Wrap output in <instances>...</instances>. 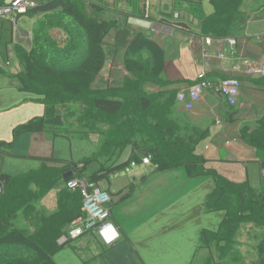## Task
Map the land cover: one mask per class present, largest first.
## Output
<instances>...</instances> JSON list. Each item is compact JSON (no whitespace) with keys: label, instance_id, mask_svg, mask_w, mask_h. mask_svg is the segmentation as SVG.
<instances>
[{"label":"crops","instance_id":"0c3cea01","mask_svg":"<svg viewBox=\"0 0 264 264\" xmlns=\"http://www.w3.org/2000/svg\"><path fill=\"white\" fill-rule=\"evenodd\" d=\"M11 1L2 0L1 5ZM178 1L182 5L176 6ZM201 2L207 22L214 9L209 0ZM100 3L116 14L101 12L98 17L112 21L116 28L104 40L105 62L90 90H105L108 100L130 103L129 112H134V101L143 98L148 103L144 114L156 115L146 125L156 126L158 133L164 132L162 121L167 119L163 116L167 110L162 101L169 97L174 110L171 144H189L196 136L193 153L206 161L205 171L215 173L228 186L248 184L251 192H259L264 179V77L248 76L246 70L253 61L264 66V0H237L238 15L226 27L207 23L206 31L220 37L203 34L199 22L183 12L188 6L182 0ZM126 14H143L144 19L128 18ZM162 17L169 22L185 17L191 23L193 35L178 32L170 23H163ZM38 20L24 15L15 24L0 20V131L4 134L0 135V142L13 143L14 130L44 113V103L38 95L21 91L22 68L17 56V51H31ZM138 33L156 42L164 52L162 72L152 80H146L143 71H127L124 65L128 43ZM206 38L212 39L210 46L205 44ZM229 39L235 41L234 47L227 45ZM203 53H207V60ZM132 60L150 69L145 53ZM202 74L209 82L238 79L241 88L237 105L229 107L223 98L205 91L192 109L186 110L184 105L190 102L188 91ZM179 94L184 96L183 103L177 101ZM16 119L18 123L14 122ZM94 127L91 130L86 125L79 132L69 127L72 133L56 137L23 135L26 156L16 151L19 139L14 141L6 151L9 154H0V174L23 178L45 171L52 177L44 185H55L45 195L59 201L62 191L73 192L66 188L67 181L75 179L66 163L81 167V163L91 162L85 172L87 177L99 166L125 162L131 153L129 147L117 148L118 141L111 131L106 136L107 128ZM176 152L182 156L183 150L174 148L172 153ZM183 154L185 159L188 154ZM143 159L98 183L112 198L109 223L118 234L116 243L106 246L97 234L83 235L53 256L55 264H246L249 257H254L251 264H264V246L259 253L264 232L247 234L244 227L254 224L245 221L238 224L237 232L230 233L223 226L225 211L221 207H227L228 202L215 201L217 191L211 177L202 173L189 177L182 167L159 171L149 159L148 164ZM124 188H129L131 195L118 201L121 195L116 194ZM72 225L73 222L65 225L63 231L69 233ZM251 244L253 247L248 249ZM215 257L218 262L212 259Z\"/></svg>","mask_w":264,"mask_h":264},{"label":"trees","instance_id":"16d2710c","mask_svg":"<svg viewBox=\"0 0 264 264\" xmlns=\"http://www.w3.org/2000/svg\"><path fill=\"white\" fill-rule=\"evenodd\" d=\"M98 1L101 0H37L36 6L24 14L29 19L36 17L39 20L32 35L31 51L29 53L17 51L22 68V75L19 77L21 91L38 95L44 103V113L41 117L32 118L14 130L13 143L23 135L51 134L56 137L72 133L71 128L69 129L68 125L64 124L56 103L62 101L63 97L70 101H77L87 91L96 93L97 97L92 102L93 109L100 112L101 115L111 117V119L115 118L112 128L115 129L116 125L118 126L116 128L118 140L122 142V148L129 147L131 153L125 162L118 165L99 166L97 171L87 177L85 172L91 162L81 163V167H78L77 164L66 163L73 171L72 178L81 177L99 183L107 180L110 175L129 169L132 164H140L143 158H147L150 164L159 171L182 167L189 177L201 173L211 177L217 191L215 201L220 203L223 201L222 199H226L228 202L227 207L221 208L225 211L223 226L230 233L234 232L238 224L243 221L264 227V179L261 181L260 190L257 193L251 192L248 184L228 186L215 173L205 171L203 166L206 161L194 155L192 147L196 142V136L193 135L189 144H183L180 141L173 143L174 145L171 144V139H173L171 117H173L174 110H172L173 104L169 97L163 98L162 102L165 103L167 110L163 116L170 120V125L165 128L164 132L158 133L156 126L153 127L151 123L147 126V120L140 118L144 111L148 110V103L146 104L143 98L134 101V112L123 113V103L106 99L104 97L105 90H90L95 76L101 71L105 62L104 40L110 31L116 28L112 21L98 17L101 12L116 14L115 11H111ZM182 1L188 6L187 12L199 22L203 34L210 33L220 37L218 33L206 31L207 23H217L219 26L226 27L238 15L237 0L222 13L217 11L218 0H209L214 9V15L205 22L201 0ZM228 1L230 2L227 0V3ZM1 3L2 0H0V5ZM179 5H182L180 1L176 3V6ZM197 14L199 15L197 16ZM125 16L144 19L143 14H126ZM182 18L169 22L167 17H162V22L170 23L172 28L178 32L193 35L191 23L185 21V17ZM52 27H60L68 33H72L75 38L74 47L72 45L70 48L52 52L48 39L49 30ZM143 53L149 58L150 69H144L141 63L132 60ZM124 62L127 71L133 69L143 71L146 80H152L162 72L165 64L164 52L156 42L138 33L128 43ZM148 73H150L149 76H147ZM152 130L154 131L152 132ZM162 134L166 136L161 139ZM202 137L201 134L200 138ZM167 138L169 139L167 140ZM150 140H152V145ZM167 142L172 148L170 153L166 151L165 144ZM13 143L0 142V154H9L6 151L10 150ZM178 147L188 156L180 161H175L172 160L171 153L174 148ZM117 148L121 149L119 146ZM262 167L264 169V163H262ZM20 180L21 178L0 174L2 186L0 195V264H55L53 256L77 240L68 239L62 245L57 243L62 236L68 235L63 231L65 225H70L81 218L82 197L78 191L67 192L64 190L60 194L62 197H59L57 212L49 216L37 215L36 218H33L29 214V211L33 210L31 200L30 202L24 200L20 195L18 199L8 196L16 182ZM54 187L55 185L52 184L42 189L38 199L40 200L46 192ZM229 188L231 192H228ZM116 195H121L118 201H122L131 195V190L124 188ZM36 202H38L37 198ZM20 217L23 221H27L29 224L27 228H32V232L16 227L15 223ZM262 246H264V239L259 247L260 254Z\"/></svg>","mask_w":264,"mask_h":264},{"label":"built area","instance_id":"2783aa9c","mask_svg":"<svg viewBox=\"0 0 264 264\" xmlns=\"http://www.w3.org/2000/svg\"><path fill=\"white\" fill-rule=\"evenodd\" d=\"M36 6V0H12L6 5H0V20H7L17 23L20 16L26 14L29 9ZM176 17V16H175ZM207 46L212 44V39L204 40ZM230 47L235 46L232 39L226 40ZM222 57L221 54L216 55ZM203 57L207 60V53H203ZM246 75L264 77V66L258 62H251L247 67ZM241 84L238 79L230 77L219 82H209L202 74L199 81L194 84L188 91L190 102L185 104L186 110H191L195 102H197L205 91H210L224 99L229 107H235L240 94ZM177 101L183 103L184 96L179 94ZM143 163L148 164V159H143ZM264 178V170H262ZM66 188L70 191H78L82 197V216L73 222V225L67 236L63 237L59 243L62 245L68 239L75 240L86 234H97L106 246L116 243L118 234L109 223L110 204L112 198L105 190H101L98 183L92 182L85 178L70 179L66 183Z\"/></svg>","mask_w":264,"mask_h":264},{"label":"rangeland","instance_id":"374dc122","mask_svg":"<svg viewBox=\"0 0 264 264\" xmlns=\"http://www.w3.org/2000/svg\"><path fill=\"white\" fill-rule=\"evenodd\" d=\"M92 1H97V0H92ZM235 1L236 0H230V2L228 1L227 3V0H218V4H217L218 10L217 11H220V13H222L229 7V5H233ZM98 2H101V1H98ZM208 6H210L209 3H208ZM183 12L186 14L187 9L186 10L183 9ZM49 31L50 32H49L48 39L50 40V44H51L50 48L52 52H56V51L58 52L60 49L70 48L72 45L74 47L75 38L72 35V33H68L67 31L63 30L60 27L59 28L52 27ZM96 97H97L96 93L87 91L83 93L81 98L77 101H70L66 97H63L62 101L56 103V106H57V109L60 111L64 122L71 128L72 131L79 132L81 131L82 128H85L86 125L90 126L91 130L96 129L94 126H98L99 129H103V130L107 128V130L105 131L106 136H108L107 133L111 131L115 139L118 141V146L121 147L123 144L122 142L118 140L119 138H118L116 129L110 130L111 127L114 125L113 122L115 121V118L111 119V117L101 115L100 112L93 109L92 102H93V99ZM104 97L107 99V96L104 95ZM114 97L117 98L116 95ZM129 108H130V103H125L124 108H123L124 110L123 113L127 112ZM155 116L156 115L143 114L140 118L144 120H148V119L155 118ZM14 122L18 123V120L16 119ZM162 122H163L162 129L165 130V128L168 125H170V120L164 119ZM153 131L154 130H152V132ZM0 135H4V134H2V132L0 131ZM79 135L80 134H76L75 137H79ZM165 136L166 135H164L163 137ZM21 138L22 136H20L18 138L19 140L16 141L15 143L16 149H17L16 151L22 153L23 156H26L27 154L26 146L22 144V140L24 139H21ZM78 143H81V142L80 141L76 142L74 144L75 148H78ZM150 144L152 145V140H150ZM165 147L168 153L172 151L171 145H169L168 142L165 144ZM171 154H172L171 155L172 160H175V161H180L184 157V154L182 153V156H181V153L179 152L171 153ZM50 177L52 176L48 175L45 171L34 174L32 176L23 177L21 178L20 181L16 182L14 188L10 190V193L8 194V196L18 199L20 195L22 196L24 200H27L29 202L31 200L30 203L33 205V210L29 211L30 217L36 218L37 215L46 216L48 214H51L53 210H56L59 207L58 199L50 200L48 193L46 195L44 194L40 200L38 199L40 192H42L41 190L47 187V185H44V182L47 181ZM36 198L38 202H36ZM15 225L17 228L27 229L30 232L33 231L32 228H27L29 224L27 223V221H23L21 217L16 221ZM249 225L244 227L245 232L247 234H248V231L251 235H253L254 233H257L258 231H260V233L264 232L263 225H260V226H257V225L249 226ZM237 230L238 229H236V231L234 232H237ZM86 238H88L89 240L94 239L93 237H86ZM251 247H253V244H251L248 247V249H250ZM212 259L218 262V259H216V257ZM252 260H254V257H249L248 259H246L245 262L246 264H251Z\"/></svg>","mask_w":264,"mask_h":264},{"label":"water","instance_id":"95a60500","mask_svg":"<svg viewBox=\"0 0 264 264\" xmlns=\"http://www.w3.org/2000/svg\"><path fill=\"white\" fill-rule=\"evenodd\" d=\"M2 194V186H1V184H0V195Z\"/></svg>","mask_w":264,"mask_h":264}]
</instances>
